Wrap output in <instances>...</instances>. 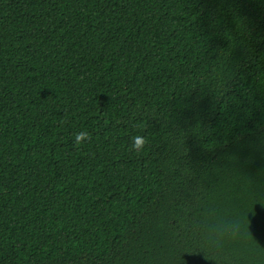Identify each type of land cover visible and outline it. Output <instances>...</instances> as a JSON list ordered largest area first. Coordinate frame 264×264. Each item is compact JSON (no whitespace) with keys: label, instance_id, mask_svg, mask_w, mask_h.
I'll return each instance as SVG.
<instances>
[{"label":"trees","instance_id":"16d2710c","mask_svg":"<svg viewBox=\"0 0 264 264\" xmlns=\"http://www.w3.org/2000/svg\"><path fill=\"white\" fill-rule=\"evenodd\" d=\"M0 264H264V0H0Z\"/></svg>","mask_w":264,"mask_h":264},{"label":"clouds","instance_id":"9594fccd","mask_svg":"<svg viewBox=\"0 0 264 264\" xmlns=\"http://www.w3.org/2000/svg\"><path fill=\"white\" fill-rule=\"evenodd\" d=\"M88 136V133L86 131H79L75 134V140L76 142H80L82 139L86 138ZM133 147L136 149H139L141 147V141L139 137H135Z\"/></svg>","mask_w":264,"mask_h":264}]
</instances>
